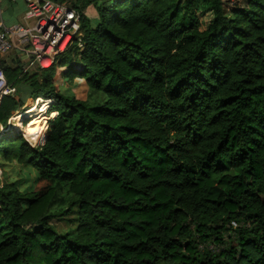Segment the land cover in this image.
Segmentation results:
<instances>
[{
  "label": "trees",
  "instance_id": "16d2710c",
  "mask_svg": "<svg viewBox=\"0 0 264 264\" xmlns=\"http://www.w3.org/2000/svg\"><path fill=\"white\" fill-rule=\"evenodd\" d=\"M54 1L82 49L2 65L0 129L28 118L38 145L0 132L21 176L0 184V264H264V0ZM60 70L98 99L61 93ZM24 94L51 100L45 135Z\"/></svg>",
  "mask_w": 264,
  "mask_h": 264
},
{
  "label": "built area",
  "instance_id": "2783aa9c",
  "mask_svg": "<svg viewBox=\"0 0 264 264\" xmlns=\"http://www.w3.org/2000/svg\"><path fill=\"white\" fill-rule=\"evenodd\" d=\"M13 1V0H9ZM23 24L6 25L0 19V101L16 93L8 83L4 66H17L22 73L48 69L57 64V57L80 42L81 13L66 1L24 0ZM235 226V222H231Z\"/></svg>",
  "mask_w": 264,
  "mask_h": 264
},
{
  "label": "rangeland",
  "instance_id": "374dc122",
  "mask_svg": "<svg viewBox=\"0 0 264 264\" xmlns=\"http://www.w3.org/2000/svg\"><path fill=\"white\" fill-rule=\"evenodd\" d=\"M225 4L227 7H230L231 5L234 4H240L241 1L240 0H224ZM59 70V69H58ZM61 70L57 71L55 79L57 82V88L61 93L64 94H68V95H73L78 99L81 100H88V101H92V100H97L98 96L93 93L84 83V81L82 79H78V78H69L66 79L65 77L62 76L61 74ZM25 91H27L26 89H23L20 93L16 94L17 96H20L22 93H26ZM51 103V100H43L41 98H38L34 101H31L29 99V97L27 96V94L23 95V106L20 110H26L27 108L30 107H36L39 104H42L45 106V111H44V115L42 116V120L40 123H38L37 125L39 127H43L45 126V131H44V135L46 132V124H47V120L51 119L55 113H53L54 115H52V113H50L49 111H47V107L48 105ZM19 110V111H20ZM18 111V112H19ZM16 116V115H15ZM11 117L10 120L8 121V126L6 128H1L0 132L2 133H6V132H15V131H20L22 136L26 138V140L32 144V145H38V143L33 142L29 136H27V124L29 122L30 119L28 118H24L22 120H15L14 117ZM25 122V125L23 124ZM13 127H18L16 129H11ZM12 130V131H11ZM21 177L19 174V166L15 163H6L3 162L2 160H0V184L6 179V178H18ZM42 185V183H38L36 185V189H38L40 186ZM67 218H70L67 217ZM52 223L54 224V226L56 227V229L59 232H65L66 230H68L70 228V225L68 224V222L65 220V218L59 217L56 219H53ZM241 224L238 222H235V226L230 224V228H228L226 230V232L224 233V238H228L229 240L232 239V237L234 236L235 233V229L240 226ZM211 248V246L209 247Z\"/></svg>",
  "mask_w": 264,
  "mask_h": 264
},
{
  "label": "crops",
  "instance_id": "0c3cea01",
  "mask_svg": "<svg viewBox=\"0 0 264 264\" xmlns=\"http://www.w3.org/2000/svg\"><path fill=\"white\" fill-rule=\"evenodd\" d=\"M25 11L24 0H0V19L6 25L23 24V14ZM86 14H92V7H87Z\"/></svg>",
  "mask_w": 264,
  "mask_h": 264
},
{
  "label": "bare ground",
  "instance_id": "6f19581e",
  "mask_svg": "<svg viewBox=\"0 0 264 264\" xmlns=\"http://www.w3.org/2000/svg\"><path fill=\"white\" fill-rule=\"evenodd\" d=\"M17 127H13V128H11V129H16Z\"/></svg>",
  "mask_w": 264,
  "mask_h": 264
},
{
  "label": "water",
  "instance_id": "95a60500",
  "mask_svg": "<svg viewBox=\"0 0 264 264\" xmlns=\"http://www.w3.org/2000/svg\"><path fill=\"white\" fill-rule=\"evenodd\" d=\"M43 141H44V138H43ZM43 141H42V142H43ZM41 144H42V143H41Z\"/></svg>",
  "mask_w": 264,
  "mask_h": 264
}]
</instances>
